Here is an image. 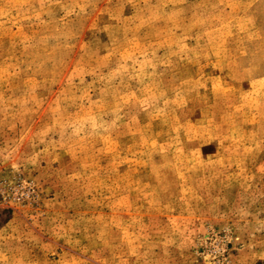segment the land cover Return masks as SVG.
Instances as JSON below:
<instances>
[{"label":"rangeland","instance_id":"1","mask_svg":"<svg viewBox=\"0 0 264 264\" xmlns=\"http://www.w3.org/2000/svg\"><path fill=\"white\" fill-rule=\"evenodd\" d=\"M0 264H264V0H0Z\"/></svg>","mask_w":264,"mask_h":264}]
</instances>
